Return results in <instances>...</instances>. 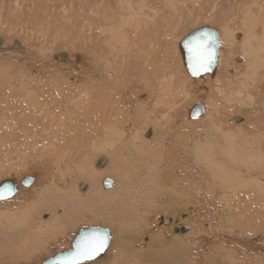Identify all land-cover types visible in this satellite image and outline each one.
<instances>
[{"label":"bare ground","instance_id":"6f19581e","mask_svg":"<svg viewBox=\"0 0 264 264\" xmlns=\"http://www.w3.org/2000/svg\"><path fill=\"white\" fill-rule=\"evenodd\" d=\"M12 1L40 6L28 3L32 13L21 18L25 25L17 21L18 30L26 28L15 41L24 64L17 70V63L13 75L0 68L6 72L0 76V132L19 131L21 139L14 138L23 146L35 135L34 146H43L34 149L38 169L27 175L34 184L19 186L14 198L0 201V257L44 254L40 250L49 240L90 225L110 231L103 264H264V0H186L185 7V0H51L56 6L47 0ZM67 3L70 16L58 11L62 18H56L55 7ZM13 8L7 12L18 13ZM79 14V23L72 19L74 28L68 19ZM58 20L73 27L69 35L67 28L62 35L65 23L59 26ZM190 24L195 28L188 33ZM203 27L217 30L221 46L215 74L194 78L180 44ZM6 35L0 33V55L12 42ZM191 95L204 111L197 119L189 118L196 104L185 109ZM232 112L245 120V136L233 128ZM102 159L105 168L96 169ZM106 180L113 183L109 189ZM190 205L201 216L212 209L219 230L238 228L243 237L236 241L250 256L235 259L217 248L197 257L212 239L219 246L223 234L190 226V233L172 235L190 223ZM184 209L189 215L183 219ZM160 218L163 224L153 230ZM126 234L130 240L153 237L146 248L133 241L141 246L137 252L121 239Z\"/></svg>","mask_w":264,"mask_h":264},{"label":"rangeland","instance_id":"374dc122","mask_svg":"<svg viewBox=\"0 0 264 264\" xmlns=\"http://www.w3.org/2000/svg\"><path fill=\"white\" fill-rule=\"evenodd\" d=\"M56 3L58 2V0L56 1V0H54ZM53 0H52V2H54ZM61 1V2H60ZM59 1V3H66L68 0H64V1H66V2H64V1H62V0H60ZM70 1V3H71V1L72 0H69ZM11 2H12V4H11ZM42 2V1H41ZM47 2H48V4H51L52 2H51V0L49 1V0H47ZM183 2V1H182ZM185 2H186V0L183 2L184 3V5H183V3H180V7H181V5H183L182 7H185L186 5H188L187 4V2H186V4H185ZM22 2L20 1L18 4H21ZM25 4L23 5V4H21L19 7H17L18 6V4H16L15 2H13L12 0H5V1H3V0H1L0 1V8H5L4 9V11H3V15H2V18H1V23H0V26L2 27V28H0V33H1V35H2V33H3V35H6V32H7V35L8 34H11V33H13L12 32V30H14V32H15V35H14V33L13 34H11V35H13V37H11V35H10V37L12 38H10L9 36H7L8 37V41L10 42V41H12L11 43H10V46H8V47H10L9 49H10V51H9V49H8V52L7 51H4L5 52V54H4V52L2 53V55H0V68H2V69H5L6 70V72H7V70H10V71H8L9 73L11 72V70L13 71V73H16L17 72V70H20V67L22 66V64H24V59H23V53H20L19 51H20V49H21V47H20V49H15L14 51H16V52H14L12 49H11V47H13V45H14V42L15 41H17V40H19L18 38H20V35H21V33L23 34L24 33V31H23V29L25 28H23L22 29V27L25 25V23H21V18L22 19H26V18H28L29 17V15H30V12H28V11H31V13H32V7H31V5L29 4V5H27L28 3H32V5L33 6H35V5H37V9H38V7L40 6V3H37V2H33V1H26V2H24ZM59 3H58V5H59ZM70 3H67L68 5H65L64 6V9L62 8L63 6H62V4H61V8H62V10H59V9H61L60 8V6H58L57 8H59V9H57L56 7H55V9L57 10V12H55L56 10H54V12H53V14H55L56 15V18H60L58 15H60L61 16V14H58L60 11L62 12H65L64 10H65V8L66 7H68L69 8V5H70ZM192 3V2H191ZM12 5H14L13 7H12ZM17 5V6H16ZM27 5V6H26ZM51 5H55L54 3H52ZM57 5V4H56ZM55 5V6H56ZM17 7V9L19 8L20 9V11L18 12V10H16L18 13H19V16H18V13H11L12 11L10 10V11H8L7 12V10H9L10 8H13L12 10H13V12L15 11V9H16V7ZM24 6V7H23ZM28 6H30V8H28V9H25L26 11H24V8H27ZM188 6H190V3H189V5ZM215 6V5H214ZM23 7V8H22ZM22 8V9H21ZM71 8V7H70ZM198 8V7H197ZM197 8H194V9H197ZM216 8H217V6H216ZM219 8V7H218ZM54 9V8H53ZM67 9V8H66ZM69 10V9H68ZM68 10H66V12L64 13V15H66V16H70V14L68 15ZM15 11V12H16ZM24 11V12H23ZM59 11V12H58ZM214 11H217V10H214ZM8 14H7V13ZM62 12V13H63ZM72 12H73V10H72ZM10 13V14H9ZM25 13V16L23 15ZM57 13V14H56ZM224 13V12H223ZM21 14V15H20ZM188 14H190V13H188ZM6 15V16H5ZM15 15V16H14ZM10 16H11V18H12V20L10 19ZM12 16H14V17H12ZM16 16H18L17 18H16ZM3 17H6L7 19H5L4 20V18ZM64 17V16H63ZM73 17V18H72ZM82 17H83V14H79V15H77V16H71V19H68V22H69V20L71 21V23H70V25H72V24H74V20H76V22L77 23H79L80 21H81V19H82ZM56 18H55V20H56ZM61 18H62V16H61ZM24 19V20H25ZM72 19H74V20H72ZM7 20V21H6ZM12 21V23H10L11 21ZM23 20V21H24ZM2 21H3V23H2ZM20 22L19 23V25H23V26H20V30H18V28H19V25H18V22ZM59 22H56L57 24H60L61 22H60V20H58ZM6 22L9 24H11V26H12V29H11V26H9L8 24H6ZM64 22V21H63ZM63 22L61 23L62 25H63ZM14 23V24H13ZM15 23H16V28L14 27V25H15ZM65 23V25H59V26H62L63 27V29H62V27H61V30H60V32L62 33V35H63V32H65V31H67V35H69L68 34V32H70V31H68L69 30V28L71 27V29L73 28L72 26H70L69 27V25L68 24H66L67 23V20L64 22ZM76 23V24H77ZM8 27H7V26ZM65 26V27H64ZM74 26V28H75V24L73 25ZM4 27V28H3ZM67 28V29H66ZM193 28H195V25L194 24H190V26L188 27V29H186V31L189 33V32H191L192 30H193ZM216 28V27H215ZM2 29V30H1ZM3 29H7V30H9V31H6L5 32V30H3ZM26 29V28H25ZM24 29V30H25ZM64 29H66L65 31H64ZM192 29V30H191ZM16 30H18V31H16ZM190 30V31H189ZM11 31V32H10ZM5 32V33H4ZM19 32H20V34H19ZM18 33V34H17ZM64 34H66V32L64 33ZM22 36V35H21ZM40 36V35H39ZM1 37V36H0ZM2 37H5V36H2ZM7 37H5V39L7 38ZM10 38V39H9ZM17 39V40H16ZM0 40H3L2 38H0ZM63 41V40H62ZM64 41H66V40H64ZM20 44H21V42H20ZM12 45V46H11ZM2 50L0 49V52H1ZM7 52V53H6ZM12 52V53H11ZM19 52V53H18ZM8 53H10V55L8 54ZM17 53V54H16ZM1 54V53H0ZM13 54V55H12ZM14 54H15V56H14ZM180 54H181V52H180ZM8 55V56H7ZM17 55L19 56V57H17ZM1 56H2V58H1ZM5 56H7V57H9L8 59H7V57H6V59L4 58ZM15 57V60H16V58H18L16 61H12V60H14L13 59V57ZM2 59V60H1ZM238 59H239V57H238ZM11 60V61H10ZM22 62V63H21ZM17 63L19 64L18 65V68L16 67L17 66ZM5 65H7V66H9L8 68L9 69H7V67H3V66H5ZM2 66V67H1ZM10 66L12 67L13 66V68L11 69L10 68ZM16 68H17V70H16ZM15 70V71H14ZM4 72L5 71H0V76L2 75V74H4ZM6 72H5V74H6ZM11 75H13L12 73H10ZM211 76H213V75H211ZM193 97V98H192ZM192 100V101H191ZM194 100H195V97H194V95H191L190 97H189V99L187 100V102H186V108L185 109H189L190 107H192L194 104H197V103H193L194 102ZM197 101V100H196ZM193 103V104H192ZM200 103H202V102H200ZM191 105V106H190ZM188 111V110H187ZM233 112H234V110H233ZM233 112H232V121H234V122H232V124H233V128H235V131L237 130H241V131H239V135L241 136V134L242 133H244V136L246 135V132H247V130H248V127L247 126H242V125H244V123H245V120L242 118V115L240 114H238L239 115V117H236L237 116V114H236V116L235 115H233ZM235 114V113H234ZM233 117H236V118H234L233 119ZM238 118L241 120V122L240 121H237L238 120ZM243 119V120H242ZM236 121V122H235ZM242 121H243V124H242ZM240 124H239V123ZM236 125V126H235ZM238 125H239V128H238ZM241 125V126H240ZM236 127L238 128V129H236ZM242 127V128H241ZM0 129H3V128H0ZM243 129V130H242ZM245 129V130H244ZM5 130V132L3 133V131ZM4 130L2 131L1 130V132H0V134H3V137H1L0 136V141H1V145L2 146H0V148L2 147L3 149H5V150H3V152L2 151H0L1 153H0V171H1V175H0V183L2 182V181H4V180H6V179H12V178H14V179H16V180H18L19 178L21 179V178H24V176H27V175H30V174H32V172H33V170L35 171V168L37 167H35V165H33V164H35V163H33V162H35L34 160H35V158H36V155H37V151H38V149H40V147L41 146H43V144L41 143V146H40V144L37 146H34L35 144H34V142H35V140L34 139H36V136L34 135H31L30 136V138L28 139V140H30V141H32L33 143L31 144V145H28V146H23V144H21V141L22 140H20L19 142H17V140H19V139H21L20 138V136L19 135H16V133H19V131H14L15 132V135H11L12 134V129L10 130V132L6 129V127H4ZM7 130V131H6ZM242 132V133H241ZM6 134V135H5ZM147 134V133H146ZM7 135H8V137H10V140L13 138L14 140L16 139V138H14V136H16L17 137V140H15V141H13V140H11V141H13V142H15V143H13V144H15L14 146H17V147H15L14 149H16V156H15V158H13L14 159V162H13V164H11L12 162H11V158H12V156L14 157V155H15V152H13L11 149H9V147H14V146H11L10 144H11V142H9L8 140V137H7ZM11 135V136H10ZM239 135H238V137H239ZM243 135V134H242ZM13 136V137H12ZM33 136V137H32ZM152 136V135H151ZM243 136V137H244ZM12 137V138H11ZM243 137H242V139H243ZM4 138L7 140V145H6V140H4ZM240 138V137H239ZM32 139V140H31ZM34 140V141H33ZM39 140H40V138H39ZM245 141V140H244ZM18 144H17V143ZM8 143H10V144H8ZM169 143L170 142H168L167 143V147H166V150H168L169 149ZM12 144V145H13ZM17 144V145H16ZM20 144V145H19ZM10 145V146H9ZM5 146H6V148H5ZM21 146H23V147H21ZM26 147H27V149H26ZM34 147V148H33ZM37 147H39L38 149H36ZM34 149H36L37 151H33ZM0 150H2V149H0ZM7 150H8V153H7ZM9 150H11V151H9ZM20 151V152H19ZM5 152V158H4V156H1V155H4L3 153ZM10 152V153H9ZM32 152H34V153H32ZM12 153H14V155H12ZM23 154V155H22ZM28 154V155H27ZM33 154L35 155V157L33 156ZM10 155H12V156H10ZM22 155V156H21ZM28 156V158H26L27 156ZM24 156V157H23ZM9 157H10V159H9ZM22 157V158H21ZM34 157V158H33ZM2 159V160H1ZM4 159V160H3ZM9 159V160H8ZM12 159V160H13ZM25 159V160H24ZM27 159V160H26ZM29 159V160H28ZM6 160V161H5ZM18 160V161H17ZM36 160H37V158H36ZM24 161V162H23ZM27 164V165H26ZM29 164V165H28ZM3 165V166H2ZM21 165V166H20ZM5 166V167H4ZM14 166L17 168L18 167V170H16L15 171V169H14ZM95 167H96V169L98 168L99 170L100 169H104V168H99L98 166H97V164H95ZM1 168L4 170L3 172H2V170H1ZM7 168V169H6ZM13 169V170H12ZM30 169V170H29ZM33 169V170H32ZM36 169H38V168H36ZM29 170V171H28ZM11 171L13 172V174L11 173ZM179 171V170H178ZM6 174V175H5ZM179 174H180V181L183 183L184 181H185V177L182 175V173H181V171H179ZM4 175V176H3ZM2 180V181H1ZM184 186H186V187H189L188 186V184H184ZM14 200V199H13ZM15 201H13V203H14ZM13 203H11V204H13ZM0 209H1V207H0ZM187 209H190L189 210V212L191 211V212H193V214H192V218H190V221L188 220L187 222H190V223H192V224H190V223H188V225H187V223L185 224V227H187L188 226V228H190V226H191V229H192V231H194V230H198V228H204V229H206V233H209L211 230H213V231H219L220 233H221V235H222V237L220 238V239H218V241L217 242H219L220 244H219V246H218V244H217V246H216V244H214L213 242H215L213 239L210 241L211 243H207V245H205L204 244V248L206 249V247H207V250H205L203 247H202V244H200L201 246L200 247H202V248H199L200 250V253L202 252V254L200 255V254H196V256L197 257H201V258H204V257H206V256H209V254H211V253H213V251L214 250H216L217 248V250H221L222 252H225V254H227V253H232L233 254V257L235 258H237L238 256V258H244L245 256L246 257H248V256H250V254L249 253H245L242 249H241V244H239V242H237L236 241V238L237 237H243L242 236V233L240 232H238L237 231V229L238 228H234L235 230H236V232H233V228H231L232 229V231H230V230H227V231H225V228H224V230L222 231V230H219V227H216V222H215V218H216V214L215 213H213V211H212V209H208L207 211H204V216H201L202 215V212H201V214H200V212H199V210L197 209V206H194V205H190V206H188V208ZM186 209V210H187ZM192 209V210H191ZM2 210V209H1ZM185 210V209H184ZM184 210H182L181 212V214H186V213H188V211L186 212V210L184 211ZM209 211V212H208ZM212 211V212H211ZM221 212H222V210H221ZM223 213V212H222ZM197 214H199V215H197ZM172 215V214H171ZM175 216H176V214H174ZM173 215V216H174ZM198 216H199V218H198ZM201 216V217H200ZM193 218H195V219H193ZM196 218H198V219H196ZM159 222V219H158V221L156 220V226L154 225V227L152 228L153 230H157L158 228H160V222ZM158 223V224H157ZM235 222L232 220L231 221V225L233 226V224H234ZM187 225V226H186ZM87 226L89 227L90 225H82V226H79V227H75V228H72V229H70V230H68L67 232H66V235H64V236H62V237H60V238H57L56 240H49L48 242H47V244H44V246L42 247V248H44V249H41L40 251H43V253L44 254H41L42 252H39V253H35L34 255H30L29 257H27L25 254L26 253H23L22 251V253L21 252H18L19 254H15V253H13L14 254V256H11V255H7L6 257L4 256L3 258H1L0 257V264H39V263H41L43 260H45V259H47V258H49V257H52L53 255H55V254H57V253H62V252H64V251H66V250H68V249H71V240H73V238L76 236V234H77V232L80 230V229H84V228H87ZM81 227V228H80ZM158 227V228H157ZM106 228H108V227H106ZM77 229V230H76ZM110 229V228H109ZM216 229H218V230H216ZM111 230V229H110ZM173 231H174V229H173ZM173 231H171V234L172 235H179L178 233H174ZM209 231V232H208ZM69 232V233H68ZM73 232V233H72ZM74 232H75V234H74ZM233 232V233H232ZM188 233H190V230L187 232V233H185V234H183V235H186V234H188ZM71 234V235H70ZM152 235H153V233H151ZM219 234V233H218ZM224 234L226 235V236H224ZM180 235H182V234H180ZM71 236H74V237H71ZM130 236V234H126V235H121V239L122 240H124V242H128V244H133V246L135 247V249L137 250V252H142L141 251V246H140V244L139 243H141L142 245H144L143 247L144 248H146L147 247V245H148V243L149 242H147V240L148 241H150V238L151 237H153V236H150V235H144L145 236V238L143 237H141L142 239H144V240H142L140 237H139V239H138V237L137 238H132L131 240H130V238L131 237H129ZM126 237V238H125ZM72 238V239H71ZM129 238V239H128ZM59 239H61V241L59 240ZM63 239V240H62ZM68 239V240H67ZM113 239H114V237H113ZM134 239V240H133ZM234 239H235V241H234ZM59 240V241H58ZM66 240V241H65ZM128 240V241H127ZM131 241H132V243H131ZM133 241H137V242H139V243H137V242H133ZM50 242V243H49ZM70 242V243H69ZM143 242V243H142ZM214 244V245H213ZM45 245H48L47 246V248H45L46 246ZM140 247H139V246ZM146 245V246H145ZM221 245H224L223 247H221ZM235 245H237V246H235ZM69 246H70V248H69ZM209 246V247H208ZM138 248V249H137ZM234 251H233V250ZM236 249V250H235ZM110 250V249H109ZM109 250H108V252H109ZM139 250V251H138ZM210 250V251H209ZM208 251L210 252V253H208ZM239 251H241V252H239ZM20 253H21V255L23 256V257H27V258H23L21 255H20ZM108 254L109 253H107L106 254V256L104 255V256H102V257H100L101 258V260H100V258H99V260L98 259H96V260H94V261H92L91 263H88V264H95L96 262V264H103L105 261L104 260H106V258H108L107 256H108ZM207 254V255H206ZM240 254V255H239ZM9 256H11L12 258L11 259H9L10 257ZM34 256V257H33ZM37 256V257H36ZM204 256V257H203ZM22 257V258H21ZM41 257V258H40ZM106 257V258H105ZM14 258H18V259H14ZM31 258H32V260H31ZM33 258H35V259H33ZM235 258V259H236ZM6 259V260H5ZM9 259V260H8ZM24 259V260H23ZM38 259V260H37ZM40 259V260H39ZM103 259V260H102ZM2 261V262H1ZM7 261V262H6ZM11 261V262H10ZM29 261V262H28Z\"/></svg>","mask_w":264,"mask_h":264},{"label":"snow or ice","instance_id":"6c2138e0","mask_svg":"<svg viewBox=\"0 0 264 264\" xmlns=\"http://www.w3.org/2000/svg\"><path fill=\"white\" fill-rule=\"evenodd\" d=\"M214 39L207 33L194 34L185 42L189 68L193 75L206 72L215 59ZM13 194L10 185L0 191V200L8 199ZM108 246V237L99 230L86 231L74 242L66 254L55 257L51 264H88L99 256Z\"/></svg>","mask_w":264,"mask_h":264},{"label":"water","instance_id":"95a60500","mask_svg":"<svg viewBox=\"0 0 264 264\" xmlns=\"http://www.w3.org/2000/svg\"><path fill=\"white\" fill-rule=\"evenodd\" d=\"M209 34L215 41L214 43V52H215V59H214V62L212 63L210 69L206 72H200L199 74L197 75H193L190 68H189V64H188V58H187V52L185 50V42L188 40V38H190L191 36H193L194 34ZM1 46H2V41L0 40V49H1ZM220 40H219V35H218V32L217 30L215 29H211V28H208V27H203V28H200V29H197L195 31H193L191 34H189L187 37H185L183 39V41L181 42L180 44V50H181V53H182V57H183V61H184V64H185V68L188 72V74L191 76V77H194V78H200L201 76H204L206 74H211V75H214L215 72H216V66H217V62H218V56H219V49H220ZM20 45L18 42H15L14 43V46L11 48V49H19ZM204 111H203V108L200 104H196L191 110H190V113H189V118L190 119H197L199 117H201L203 115ZM237 121H241L240 119H238ZM147 138H150L151 137V132H148V134L146 135ZM105 165V160L102 159L101 161H99L98 163V167L101 168ZM35 182V178H32V177H29V176H25L20 182H18L16 179L12 178V179H6L4 181H2L0 183V191H3L4 189V186L5 185H10L13 189V194L10 196V198L8 199H4V200H0V201H6V200H9V199H12L14 198L17 193H18V188L19 186H22V187H31ZM113 186V183L111 180H106L104 181V187L106 189H109ZM189 214H182V218H186ZM170 222H173L172 219H169ZM159 222H160V225L163 224V218H160L159 219ZM92 230H99L101 233H104L107 235L108 237V246L106 247V249L99 255L97 256L94 260L98 259L99 257L103 256L107 250L109 249L110 247V244H111V234H110V231L102 226H93V227H89V228H84V229H81L77 232L76 236L74 237L72 243H71V249L74 245V242L80 237L81 233L83 232H86V231H92ZM189 231L188 227H185V226H182L180 228H175L174 229V233H180V234H185ZM70 249L62 252V253H57L55 255H53L52 257H49L45 260L42 261L41 264H51V261L55 258V257H58L60 256L61 254H66L69 252ZM93 260V261H94ZM89 262H92V261H89Z\"/></svg>","mask_w":264,"mask_h":264}]
</instances>
